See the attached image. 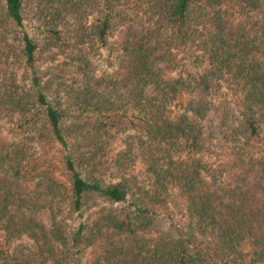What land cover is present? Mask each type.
Returning <instances> with one entry per match:
<instances>
[{"label": "trees", "instance_id": "obj_1", "mask_svg": "<svg viewBox=\"0 0 264 264\" xmlns=\"http://www.w3.org/2000/svg\"><path fill=\"white\" fill-rule=\"evenodd\" d=\"M229 1L145 0L128 27L104 13L93 35L116 54L112 73L100 71L84 34L66 41L62 27H40V44L25 28L23 0L0 3L1 53L13 28L28 65L53 48L69 57L47 83L54 99L34 80L42 136L60 160L41 153L33 163L29 145L0 133V264H264V27L234 24L241 5ZM224 84L231 97L221 107ZM9 102L0 94V116ZM131 131L138 139L111 160L125 177L104 186L97 162ZM93 195L112 205L133 198V209L102 212L67 236L59 201L83 218ZM154 208L171 225L182 216L178 241L168 232L147 246ZM86 242L95 248L84 261Z\"/></svg>", "mask_w": 264, "mask_h": 264}, {"label": "rangeland", "instance_id": "obj_2", "mask_svg": "<svg viewBox=\"0 0 264 264\" xmlns=\"http://www.w3.org/2000/svg\"><path fill=\"white\" fill-rule=\"evenodd\" d=\"M4 4V0L0 3ZM240 3V7L234 9V24L244 27H264V0H230L229 4ZM111 3L112 5H110ZM149 4L145 0H23V14L25 18V28L30 35L40 44L44 43V36L39 30L40 27H62L64 29L65 40L69 36H74V31L84 34L85 48H90L99 69L102 72L112 73L116 69V54L107 51L106 47H99V42L93 35L94 27L99 25V19L106 12H111L114 20L113 27H128L133 24L138 15L148 9ZM151 7V5H150ZM113 10V12H112ZM55 16L53 19L51 16ZM70 33V34H68ZM263 38V34H258ZM11 47L4 53L0 52V94L10 99L7 109L0 116V133L12 139L29 145L30 157L33 163H38L41 153L45 154L47 161L58 162L61 157L57 144H45L41 127L44 125L42 110L37 104L38 88L34 86L35 77L40 78V89L47 94L49 100L54 99L53 93L48 88V81L52 70L58 66L66 67L69 62L67 51L64 48H53L48 51H41L38 54L34 67L28 65L22 56V45L20 32L10 31ZM112 42V38L110 39ZM231 97L230 90L224 84L220 96L216 99L217 106H224L227 99ZM264 131V127H263ZM139 135L134 132L120 134L115 142L107 144L102 156L97 162V179L101 180L104 186H110L120 181L124 175L119 174L112 167V157L115 152L126 142L136 141ZM47 141H49L47 139ZM207 162L218 161L213 153L206 156ZM48 164V163H47ZM41 166V164H39ZM69 186V184H67ZM130 204L112 205L103 199L93 195L87 197L82 210L83 218L73 213L67 206V202L59 201L58 212L66 226V234L71 235L76 232L79 225L84 221L92 226L102 212H128L132 211ZM155 225L153 228L142 234V239L147 246L153 247L158 240L163 241L168 232L173 241H178L181 236L180 222L182 216L175 215L176 223L170 224L164 212L160 208H154ZM101 235L97 237L99 239ZM202 238H199L198 242ZM20 243V242H17ZM83 245L82 256L84 261L88 260L93 253L95 246Z\"/></svg>", "mask_w": 264, "mask_h": 264}]
</instances>
